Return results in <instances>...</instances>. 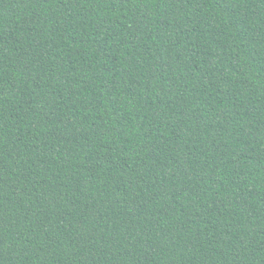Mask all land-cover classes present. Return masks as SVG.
Wrapping results in <instances>:
<instances>
[{"label":"trees","instance_id":"16d2710c","mask_svg":"<svg viewBox=\"0 0 264 264\" xmlns=\"http://www.w3.org/2000/svg\"><path fill=\"white\" fill-rule=\"evenodd\" d=\"M0 264H264V0H0Z\"/></svg>","mask_w":264,"mask_h":264}]
</instances>
